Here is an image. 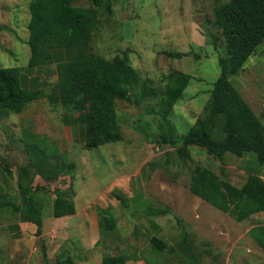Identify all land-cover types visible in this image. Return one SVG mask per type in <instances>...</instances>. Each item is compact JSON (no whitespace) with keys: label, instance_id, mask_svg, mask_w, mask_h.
Wrapping results in <instances>:
<instances>
[{"label":"rangeland","instance_id":"rangeland-1","mask_svg":"<svg viewBox=\"0 0 264 264\" xmlns=\"http://www.w3.org/2000/svg\"><path fill=\"white\" fill-rule=\"evenodd\" d=\"M30 1L0 0V67H19L21 85L34 88L36 85L30 83V72L27 71L31 56L28 43ZM226 1L118 0L113 2L112 10L108 12L105 4L97 6L92 0H75L77 6L94 7L98 10V25L89 47L93 53L106 59L127 57L131 66L137 69L143 78L151 79L152 87L159 88L165 85L167 75L173 71H182L193 77L167 118L158 113L160 105L156 98L143 100L139 105L117 99L115 105L124 136L119 142L88 149L79 141L72 147L66 146L65 150L63 143L51 142L43 137L44 134H40L43 140L46 139L43 145L46 147L47 155L58 157V160L66 163L74 162L76 168L78 166L69 172L72 176H77L74 186L80 189L85 183L87 187L92 188L91 192L83 189L80 193V198L77 199L78 209H84L85 192L86 198H91V194L100 184L110 185L121 175L128 176L138 172L139 177L147 182L148 189L159 188L163 196H169L165 182H181L186 185L197 166L213 169L221 167V159L211 156L208 152L193 153L202 148L190 146L192 153L182 154L179 152L178 144L171 147L170 143L164 142V138L173 139L172 136L175 135H178L176 139L181 138L191 130L198 117H204L209 111L211 90L221 73L220 58L227 57L224 36L215 23V9ZM166 51L190 54L172 58L167 56ZM245 67L242 72L245 75L244 87L238 84L237 75H232L231 81L258 112L264 105V49L258 55L251 56ZM35 75L44 91L49 93L58 79L57 66L53 63L36 68ZM140 90L141 87L138 85L130 92L137 97ZM67 112L70 117L77 115V112L67 109L62 104L53 105L46 97H42L30 102L24 112L11 113L8 118L0 121V161L9 164L14 173V176L9 178L8 185L5 178L0 176V185L6 187L2 194L21 203L15 177L18 175V168L28 163L24 131L39 133L43 130L46 115L56 124L63 123V115ZM215 136L222 138L224 133L218 128L215 130ZM56 189L57 186H51L40 193L43 198L41 207L43 212L48 213ZM126 198L124 196L122 200ZM179 198L186 201L189 206L191 204L195 206L193 201H200L199 197L191 193ZM159 206L162 207V203H159ZM209 207L213 212L212 219L207 218L205 222L203 219V227L209 233L207 240L212 246L214 244L225 249L224 243L230 241L227 250L230 249L237 242V229L240 228L243 233L247 223L256 220L250 218L245 222H239L217 207ZM5 211L0 210V263L27 264L28 254L13 258L12 263L7 254L12 246L6 234L8 229ZM54 226L48 224L47 229L50 233ZM61 227L66 228L67 225L63 223ZM127 227L119 226L115 233L116 236L122 237L124 245L129 244L133 231L129 225ZM27 230V235L31 237V229ZM105 240L103 238L102 244L106 245ZM46 244V249L51 248L50 242ZM205 256L202 254L194 264H205ZM226 257L227 253L221 261L213 260L211 264H226ZM37 258L36 254L31 255V263H36ZM40 258L42 263L48 260L46 253ZM149 260L155 262L154 258ZM233 260L229 264H264V248L252 234L246 235L237 243ZM76 264H85V259L78 260Z\"/></svg>","mask_w":264,"mask_h":264},{"label":"trees","instance_id":"trees-1","mask_svg":"<svg viewBox=\"0 0 264 264\" xmlns=\"http://www.w3.org/2000/svg\"><path fill=\"white\" fill-rule=\"evenodd\" d=\"M92 1L97 6L105 4L110 12L113 2L118 0ZM29 7L31 56L28 67L36 69L54 63L58 79L46 93L38 78L34 88L22 86L19 67H0V121L11 113H22L30 102L46 97L53 105L62 104L73 112L89 115L90 135L80 142L91 149L124 139L115 105L117 99L139 105L143 100L156 98L160 105L158 113L167 118L191 83L193 77L190 74L173 71L167 75L165 85L152 87L151 79L143 78L127 57L106 59L90 51L99 20L98 10L94 7L77 6L75 0H31ZM215 23L224 36L227 57L220 58L221 73L211 90L209 111L204 117H198L191 130L181 138L176 139L178 135H175L173 139L164 138V142L170 143L171 147L178 144L182 154H190L192 145L200 146L219 159L228 151L254 152L259 163L264 165V122L231 81L232 75L246 69L251 56L264 49V0H227L216 7ZM63 48L69 50L67 57L57 51ZM165 53L172 58L190 54ZM138 85L140 94L134 97L130 91ZM218 128L224 133L222 138L215 136ZM42 138L37 133L24 131L28 163L18 168L15 177L21 203L2 194L6 187L0 185V210H6V216L35 223L36 235L42 234L44 224L40 193L50 187L49 184L34 185L31 171L35 170L45 181L51 182L76 168L74 162L66 163L47 155L43 145L46 139ZM0 176L5 178L7 185L9 178L14 176L12 167L1 161ZM189 189L239 222L264 211V183L256 177L239 187L213 169L199 165L190 177ZM55 194L53 217L76 213V191L72 186L58 187ZM148 212L154 215L164 210L151 208ZM99 215L101 226L113 230L115 218L104 209ZM251 234L264 248V226L253 228ZM152 242L158 246L160 241L153 239ZM127 260L125 255H107L103 264H126Z\"/></svg>","mask_w":264,"mask_h":264},{"label":"crops","instance_id":"crops-1","mask_svg":"<svg viewBox=\"0 0 264 264\" xmlns=\"http://www.w3.org/2000/svg\"><path fill=\"white\" fill-rule=\"evenodd\" d=\"M57 51H62L66 57L69 54V50L65 48ZM27 71L30 72V83L37 85L36 69L28 67ZM243 71L236 74V80L240 87H244L245 75L242 74ZM255 113L264 122V105L261 110L255 111ZM47 117L46 115L42 125L43 130L37 134H44L43 137L51 142L63 143L65 150H67L66 146L72 147L75 143L86 140L90 135L91 119L86 112H77L75 117H70L67 112L63 115V123L58 122L57 124ZM18 138L21 137L18 136ZM200 148L202 149H197L193 153L204 154L207 152L203 147ZM190 152L192 153L191 148ZM220 162L221 167L209 168L239 187L247 184L253 177L264 183V165L259 163L254 152L236 153L228 151ZM143 169H146V167H143ZM31 175L35 179L34 185L49 184L50 188L51 186H57V188L63 189L72 186L76 191L77 211L75 214L59 218L53 217L52 207L56 198V194H53V202L49 206L48 213L43 212L44 224L41 235H36L37 225L35 223L7 216L8 233L6 232V234L12 246L11 251L8 250L7 254L11 259V263L13 258L28 254L27 264H32L30 257L36 254L38 258L34 264H47V262L49 264H68L69 262L76 264L78 260L84 259L85 264H103V258L107 255H125L128 258L126 264H194L204 254L206 255L204 258L205 264H211L213 260L216 262L221 261L227 253L226 264H229L233 260L237 243L244 236L251 234L253 228L264 226V214L262 213L264 211L254 213L242 220L241 222H245L250 218H255L256 222H248L243 233L238 228L236 233L237 242L227 250L230 241L224 243L226 245L223 249L214 244L212 246L207 240L209 233L203 227V219L204 222L207 218L212 219L213 212L209 206L213 205L200 197V201H193L195 206L192 204L189 206L186 201L180 200V196L191 193L189 189L190 181L186 185L181 182H165L169 196H163L159 188L148 189L147 182H144L143 178L139 177V173L135 172L128 176L121 175L110 185L102 186L100 184L96 191L91 194L92 197L86 198L87 190L91 192L92 188L87 187L85 183L80 189L75 187L74 181L77 176L67 174L61 176L58 180L47 182L35 170L31 171ZM83 189L86 191L85 205L84 209H78L77 199L80 198ZM124 196L127 197L126 201L122 200ZM159 203H162L163 206L160 207ZM185 205L187 208H185ZM151 208L164 210V212L151 215L148 212ZM101 209H104L106 213L115 218L116 223L113 230H105L101 226V216L99 215ZM114 213H117V215L115 216ZM63 223L67 225L66 228L61 227ZM48 224L55 225L51 233L47 229ZM123 225L126 228L129 225L133 229L128 245H124L121 236L115 235L119 226ZM27 228L31 229V237L27 235ZM103 238L106 239V245L102 244ZM153 239L160 241L158 246L153 244ZM49 242L51 248H47V250L46 243ZM45 253L48 260L42 263L40 256L43 257ZM151 258L155 259L154 263L149 260Z\"/></svg>","mask_w":264,"mask_h":264}]
</instances>
